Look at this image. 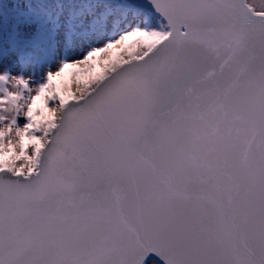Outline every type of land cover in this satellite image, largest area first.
I'll list each match as a JSON object with an SVG mask.
<instances>
[{
  "label": "snow or ice",
  "instance_id": "snow-or-ice-1",
  "mask_svg": "<svg viewBox=\"0 0 264 264\" xmlns=\"http://www.w3.org/2000/svg\"><path fill=\"white\" fill-rule=\"evenodd\" d=\"M0 264H264V0H0Z\"/></svg>",
  "mask_w": 264,
  "mask_h": 264
}]
</instances>
